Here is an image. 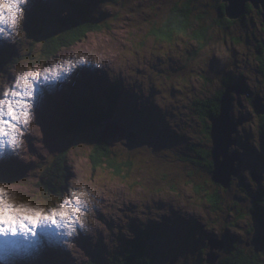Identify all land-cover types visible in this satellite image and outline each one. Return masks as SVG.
Returning a JSON list of instances; mask_svg holds the SVG:
<instances>
[{
	"label": "rangeland",
	"instance_id": "374dc122",
	"mask_svg": "<svg viewBox=\"0 0 264 264\" xmlns=\"http://www.w3.org/2000/svg\"><path fill=\"white\" fill-rule=\"evenodd\" d=\"M186 1L28 0L18 34L0 39V99L5 91L17 90L21 69L60 74L57 81L35 86L23 143L2 149L7 156L1 154L0 165L18 169L20 178L8 176L14 181L9 184L0 179L5 186L0 188V219L6 198L47 211L57 208L75 185L94 196L86 228L76 225L71 237L63 234L67 229L50 223L38 225L35 236H0V264H111L139 234H151L146 242L156 243L153 264H221L240 253L253 258L249 264H264V209L256 204L264 198V73L258 60L263 19L254 13L223 31L212 24L221 0H192L195 19L210 28L207 44L201 48L190 33L169 41L159 30ZM80 5L93 9L99 30L73 48L47 55L45 35L34 36L30 27L35 33L46 23L52 28L46 35L59 32L60 20L78 18ZM34 12L41 16L36 26L29 24ZM82 59L87 63L81 65ZM86 83L92 85L88 94L100 97L96 106L105 102L109 107L112 96L118 102L104 108L106 119L99 126L68 135L59 129V119L79 95L76 85L86 88ZM112 85L117 88L110 95ZM221 91L230 104L220 97L218 116L202 118L196 102L216 100ZM224 105L228 111L226 106L223 118ZM110 109L112 116L107 115ZM216 122L219 129L237 130L229 153L239 154V172L228 188L207 169L208 158L214 165ZM103 134L120 168L111 167V161L95 163L93 150ZM52 163V170L66 174L65 193L55 198L46 196L41 182ZM254 174L260 178L257 184ZM58 176L45 178L58 181ZM211 243L223 248L214 249ZM211 259L215 261L209 263Z\"/></svg>",
	"mask_w": 264,
	"mask_h": 264
},
{
	"label": "trees",
	"instance_id": "16d2710c",
	"mask_svg": "<svg viewBox=\"0 0 264 264\" xmlns=\"http://www.w3.org/2000/svg\"><path fill=\"white\" fill-rule=\"evenodd\" d=\"M118 1V0H113ZM225 0H221L220 4L217 7L218 11V20L215 23L216 27H218L220 30L223 31H231L238 23H245L246 18L250 17L252 18L253 14L255 13L257 17H262V11H257L252 4L246 5V14L243 15L241 18L237 20H231L226 15V8H227V2ZM117 3V2H116ZM192 0H187L184 4L177 5L175 10L171 12V14L168 16V20L164 21L162 24V28L159 30L160 35L167 36V39L170 41L174 39L176 36H186L190 33L192 36V39H194L201 48H203L207 42H208V35L210 28H207V26L202 25L200 22V19L196 17V10L194 6L192 5ZM79 7V6H75ZM257 12H256V11ZM78 13L80 14L78 18H69L65 20L64 22H59V27L61 28V31L58 33L53 32L46 35L47 28L51 30V27L47 26L46 23H43V26L37 30V32L34 33V28L32 29L30 27V32L34 36H43L45 39L44 47L45 52L49 53L47 55L53 56L55 52L58 50H61V47H70L73 48V46L82 40L83 38L87 37L89 34L95 33L99 30L100 25L96 23L93 9L89 7H84L83 5H80V8H78ZM261 16V17H260ZM32 23L34 24H40L39 18L37 16L32 19ZM262 20V19H261ZM252 21V20H251ZM249 21L250 23H254L255 21ZM263 22V21H262ZM255 24V23H254ZM30 26V25H29ZM61 32V33H60ZM43 34V35H42ZM47 36V37H46ZM261 50L258 52V60H260L261 63V69L264 73V43L261 44ZM230 85L231 82H226V85ZM225 85V84H224ZM223 91L219 92L216 100H209V101H197L196 106L200 107V110L198 111L200 116L202 115V118L206 116L208 120L211 121L218 116L220 113L219 108V99L222 98ZM110 102L112 99L110 98ZM109 101L107 103L109 104ZM210 102H214L213 104H210ZM77 104L74 105V103H70L69 109L64 112L63 117L59 119V129H64L66 134L68 135H74L78 133V129L85 130L87 128H90L91 126L96 127L99 126L100 123L104 122V119H106V115L102 116V111L104 108H107L105 102H103V106H96V99H84L81 98L76 102ZM108 108H111L110 106ZM101 110V111H100ZM112 116L113 114L111 112V109L108 110L107 115ZM104 118V119H103ZM98 119V120H97ZM210 127L206 125L205 132L209 134ZM261 134H263V130L261 131ZM93 159L95 160V163H104V161H107L112 164V166H116L117 168H120V166L117 164L116 158L113 155V152L109 149V145L107 143V140H105L103 137H101L99 144L95 149L93 150ZM210 157L209 153L208 156ZM103 160V161H102ZM209 162V166H207V169L210 173L214 172V165L213 163L210 164L209 158L206 160ZM97 164V165H98ZM49 165V163H48ZM64 165V164H63ZM55 165L52 163L49 167L45 168L44 172H42V176L44 178L42 179V185L45 187V194L49 198H55V196L58 193H61L62 195L65 193L66 190V174H63L62 176L59 175L60 172H56ZM52 176L57 177L58 175V181H53V179L46 180L45 176ZM8 177V176H7ZM0 178H4L6 183H14L13 178L11 177H3L2 173L0 172ZM215 197V196H214ZM217 197H215L216 199ZM264 198H259L256 201L257 205L263 206L264 209ZM217 201V200H216ZM218 203V202H217ZM262 211V209H261ZM263 216V214H262ZM140 235V234H139ZM135 236V240H131V243L129 242L123 250L113 258L111 264H153L154 255L156 254V248L154 245H156L155 242L148 244L146 241L150 238L151 234L148 235H140ZM152 237V236H151ZM263 238V239H262ZM262 240H264V234L261 237ZM248 255H244L243 253H240V256H234L230 258H226L224 260H221V264H231L230 262L234 261L233 264H249V262L253 259ZM256 257V255H254ZM230 261V262H229ZM207 263V262H206ZM208 264V263H207Z\"/></svg>",
	"mask_w": 264,
	"mask_h": 264
},
{
	"label": "snow or ice",
	"instance_id": "6c2138e0",
	"mask_svg": "<svg viewBox=\"0 0 264 264\" xmlns=\"http://www.w3.org/2000/svg\"><path fill=\"white\" fill-rule=\"evenodd\" d=\"M81 65L86 64L87 60L82 59ZM60 79V74L58 71L49 72L45 71L43 77L40 72H32L24 77L22 82L16 80L15 88L17 90H9L3 93L4 99H0V123L5 124L9 127L19 128L20 117L18 115H12L11 112L15 110L10 109V105L21 100L26 106L25 118H30L33 116V107L35 99V86L41 81L44 83H49L52 81H57ZM17 144L16 135L0 137V150L4 148L5 145L11 148H15ZM77 205L74 207L71 203L61 205L59 208H49L45 211L41 208H26L21 205H16L12 201H4V207L2 210V219H0V236L13 238L18 235H22L25 238L28 236H35L36 233L34 229L42 223H50L56 225L57 228L67 229L63 234L65 236L71 237L73 232H77L76 227V214L79 213V197H76ZM29 212L30 215L26 218H21L18 214L20 212ZM83 228V219L81 218L79 229Z\"/></svg>",
	"mask_w": 264,
	"mask_h": 264
},
{
	"label": "clouds",
	"instance_id": "9594fccd",
	"mask_svg": "<svg viewBox=\"0 0 264 264\" xmlns=\"http://www.w3.org/2000/svg\"><path fill=\"white\" fill-rule=\"evenodd\" d=\"M28 0H0V39L10 40L14 34H18L23 21H24V7L27 5ZM100 67V65H96ZM29 70L32 72H40L39 68L36 69H21L17 74V81L22 82L24 77L29 73ZM6 92V91H5ZM21 100H17L10 105V111L14 109V112H11L12 115H18L19 128L9 127L5 124L0 123V137L16 135L18 147L23 143V140L20 139L25 135V131L22 128L30 123V118H25V113L27 111L25 104ZM5 187L0 185V188ZM79 197V213L76 214V225L80 226L81 218L83 219V229L86 228L89 215L91 213V205L93 204L94 196L90 191H86L83 185H75L69 190L63 199V202L60 203L57 208L61 205L71 203L74 207L77 205L76 197ZM24 207L29 208V205H24ZM21 218H26L30 215H33L29 212H20L18 214ZM76 233V232H73Z\"/></svg>",
	"mask_w": 264,
	"mask_h": 264
},
{
	"label": "water",
	"instance_id": "95a60500",
	"mask_svg": "<svg viewBox=\"0 0 264 264\" xmlns=\"http://www.w3.org/2000/svg\"><path fill=\"white\" fill-rule=\"evenodd\" d=\"M228 3V6L226 8V15L229 19L231 20H237L241 18L243 15L246 14V5L251 2L253 7L256 10H261L262 11V19H263V24H264V0H225ZM260 101V100H259ZM223 103V102H222ZM226 106H227V111H228V105H224L221 108V117H225L226 114ZM243 119V118H242ZM220 124L219 122H216L213 128L212 132V138H213V145L216 147V154L214 156V160L217 162H220L219 165H227V166H232L233 168H236V163L238 161V154H230V149L234 144L237 143V141H234L232 139L233 133H237V130L233 128L232 134H228L226 131H222V128H218V125ZM222 156V157H221ZM230 178H232L234 175L230 174ZM229 177V175H228ZM260 180L259 176L257 174H254V181L257 183V181ZM215 181L217 183L222 184L223 186L228 187V181L227 179H221L218 178L217 175L215 176ZM212 248H217L222 247L220 243L218 245H214L211 243ZM211 256V255H210ZM215 260H208L209 263H213Z\"/></svg>",
	"mask_w": 264,
	"mask_h": 264
},
{
	"label": "bare ground",
	"instance_id": "6f19581e",
	"mask_svg": "<svg viewBox=\"0 0 264 264\" xmlns=\"http://www.w3.org/2000/svg\"><path fill=\"white\" fill-rule=\"evenodd\" d=\"M249 3H251V2H249ZM86 5H84V7H85ZM86 7H88V6H86ZM51 8V7H50ZM53 8V7H52ZM46 12H49V11H46ZM33 14V19H34V17L35 16H37L38 18H40L41 16H39L36 12H34V13H32ZM79 15V14H78ZM49 17H51L50 15L48 16V19H49ZM53 19L54 20H57L58 19V17H56V16H53ZM67 19H69V18H66V19H61L60 20V22H64L65 20H67ZM45 22V21H44ZM47 22V21H46ZM29 24H32V26L34 25V26H36L37 24H34V23H32V20H30V22H29ZM58 25H61V24H58ZM50 27V26H49ZM60 27H62V26H60ZM39 28L37 27V30H38ZM52 29V28H51ZM61 29V28H60ZM39 31V30H38ZM56 33H58V32H56ZM61 33V32H60ZM43 35V34H42ZM47 36H49V35H47ZM46 36V37H47ZM68 48V47H67ZM61 53V52H60ZM11 55L12 56H14L13 55V53H11ZM18 57V56H17ZM20 58V57H19ZM16 59V58H15ZM12 60H14V58L12 57L11 58V61ZM1 64H6V61H2L1 62ZM41 76L43 77V75L41 74ZM86 81H89V80H86ZM41 82H43V81H41ZM80 82H82V81H80ZM97 84H98V82H97ZM91 86L92 85H89L88 83H86V85H85V87L86 88H83V87H81L80 88V86H79V84H77L76 85V87H75V91H74V93H78L79 95L77 96V97H74L77 101L78 100H80L81 98H84V99H96V102H98L97 101V99H99L100 100V97L98 96V97H96V96H94V95H92V94H88V91L87 90H89L90 88H91ZM93 86H96V84H93ZM113 86V85H112ZM115 86V87H114ZM112 88H110V90H109V92H112L110 95H112L113 94V89L114 88H117L116 87V85H114ZM236 86H239L238 84L236 85ZM231 87H233V86H231ZM101 86L100 87H98L97 89L100 91L101 90ZM239 90H240V87H237ZM84 89V90H83ZM99 93V92H98ZM81 94V95H80ZM116 94V93H115ZM119 95H120V93H119ZM91 96H93L92 98H91ZM226 96H223L222 97V100L224 101V102H227L226 101V98H225ZM111 99H112V101L109 103V106L110 107H115V105H116V102H118V100L116 101L115 99H118V97H116V98H114V96H112V97H110ZM110 98L107 100V101H109L110 100ZM75 99H73L71 102H69V103H67V107H66V109L64 110V112L65 111H67L68 109H69V106H70V103H74V105L75 104H77L76 102H74V100ZM227 104L229 105L230 103L229 102H227ZM99 106V105H98ZM101 111V110H100ZM62 116H63V114H62ZM245 119L246 118H244L243 120L245 121ZM26 130H27V134H29V132H28V128H25ZM222 131H230L231 130V134H232V129L231 128H229L228 126H226L225 127V129L224 128H222L221 129ZM101 137H103L104 139H106V136L103 134V135H101ZM143 146V145H142ZM1 154H4V156H7V150L5 151V153H3L2 152V150H0V158H2V157H4L3 155L1 156ZM238 160H239V154H238ZM220 164V162H216L215 160H214V173H213V180L215 181V176L217 175V177L218 178H221V179H224V180H226L227 179V181H228V183H230V181H231V176H230V174H232V175H237L238 174V169H236L235 167L233 168L232 166H227V165H225V166H223V165H219ZM47 166V165H46ZM15 170H16V172H15ZM14 171V172H13ZM0 172L2 173V175H3V177H6V176H11V175H13V174H15L16 173V175L13 177L14 179H15V181L18 179V178H20V171L18 170V169H14V168H9L8 167V165L6 166H4V167H2V165H0ZM228 175H229V177H228ZM1 179V178H0ZM216 182V181H215ZM1 183V185H2V182H0ZM9 184V183H8ZM4 185V184H3ZM228 186H230V184H228ZM225 187V186H224ZM226 188H228L227 186H226ZM3 202V201H2ZM2 208V207H1ZM38 229V228H37ZM37 231V230H36ZM40 232V231H39ZM18 236H22V235H18ZM1 242V241H0ZM13 242H15V240H13V241H10V243H11V245L13 244ZM16 243V242H15ZM223 248V247H222Z\"/></svg>",
	"mask_w": 264,
	"mask_h": 264
},
{
	"label": "flooded vegetation",
	"instance_id": "af4514ba",
	"mask_svg": "<svg viewBox=\"0 0 264 264\" xmlns=\"http://www.w3.org/2000/svg\"><path fill=\"white\" fill-rule=\"evenodd\" d=\"M243 166V165H242ZM256 183V182H255ZM257 184V183H256Z\"/></svg>",
	"mask_w": 264,
	"mask_h": 264
}]
</instances>
